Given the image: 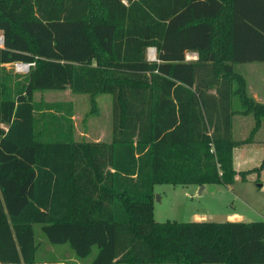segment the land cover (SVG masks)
Listing matches in <instances>:
<instances>
[{
  "label": "trees",
  "instance_id": "obj_1",
  "mask_svg": "<svg viewBox=\"0 0 264 264\" xmlns=\"http://www.w3.org/2000/svg\"><path fill=\"white\" fill-rule=\"evenodd\" d=\"M0 30V262L36 264L40 223L78 256L97 245L90 264L264 263V218L153 217L155 183L251 170L234 167L233 114L253 134L264 102L234 64L264 61V0H0ZM15 61L33 63L10 81ZM66 87L112 94L109 140L75 139L71 103L32 98Z\"/></svg>",
  "mask_w": 264,
  "mask_h": 264
},
{
  "label": "rangeland",
  "instance_id": "obj_2",
  "mask_svg": "<svg viewBox=\"0 0 264 264\" xmlns=\"http://www.w3.org/2000/svg\"><path fill=\"white\" fill-rule=\"evenodd\" d=\"M152 50L147 48V56L153 59ZM15 62L8 64L7 70L10 72L9 80L22 79L27 69L15 68ZM249 65H259V71H249ZM234 69L238 72H247V79L251 84H256L257 80L264 78V61H254L253 64L235 63ZM246 74V73H245ZM263 80V79H262ZM264 86V82H261ZM33 100L36 103L46 101H64L71 103V122L73 125V137L75 139L86 140H109L113 129L112 101L113 96L110 92H99L94 101H91L88 93L74 92L69 87L66 88H43L35 89ZM233 108L240 107L237 96L233 97ZM66 105V104H65ZM67 106V105H66ZM239 109V108H238ZM42 111V110H41ZM41 111L37 110L39 116ZM246 132H243L244 126L240 128L237 124L239 116L234 117L232 128L233 137L238 138L243 134L249 133L254 123L252 113L249 114ZM262 129H264V120H262ZM240 131L242 133H240ZM241 141V139H238ZM264 151H259L254 161L260 164ZM251 169L245 167L244 169ZM258 175V178H254ZM247 180L238 179L231 186L224 183H208L201 187V184L195 183H169L159 182L154 185L153 199V217L158 221L166 219L192 220L197 219L196 215L205 213L206 216L211 212H230L237 210L243 213L244 218L261 219L264 218V166L258 170H249ZM259 175L261 182L259 180ZM261 183V185L259 184ZM262 212V214L260 213ZM205 216V217H206ZM203 217V218H205ZM35 239L38 242L36 252L37 262L39 259L46 261L43 264H90L92 258L97 253V245H93L91 251L86 256H78L68 242L52 243L43 231L40 223H34ZM8 264V263H3ZM120 264H188V263H120ZM203 264H222L218 262H205ZM264 264V263H251Z\"/></svg>",
  "mask_w": 264,
  "mask_h": 264
},
{
  "label": "crops",
  "instance_id": "obj_3",
  "mask_svg": "<svg viewBox=\"0 0 264 264\" xmlns=\"http://www.w3.org/2000/svg\"><path fill=\"white\" fill-rule=\"evenodd\" d=\"M197 57H198L197 50H194V49L184 50V59L185 60H193V59H196ZM253 62L254 61H248V62H243V64H248V63L253 64ZM8 64H10V62L4 63L5 66H8ZM234 66H235V64H234ZM248 68L250 69L249 70L250 72L253 70H255V72L259 71V65H249ZM240 73L243 74L245 79H246V88H247L248 93L251 96H253L256 100L264 102V86L261 85L262 84L261 82L262 81L264 82V78L262 77L261 79L257 80L256 84H251L249 82V80L247 79L248 76L246 77L247 72L241 71ZM238 108H235V109H238ZM249 114L250 113H241L238 111L233 114V119H234V117L239 116V122H238L237 126L238 127L240 126V128H241V126L242 127L244 126V128L241 129V130H243V132H246L245 128H246V124L248 123V120H246V118H248V116H250ZM254 122H255V119H254ZM233 125H234V121H233ZM253 125H254V123H253ZM251 128H250V131H251ZM250 131L246 135L243 134L242 136H239L238 138L234 137L237 140L238 139L242 140V139H245V138L250 136L248 138V140H245L243 142L240 141L233 148V162H234V167L237 171L244 170V168L248 167V166L251 167V169L255 166H258V163H256L253 159H254V157L257 156V153L259 151H262V150L264 151V129H262V122H261L260 126L253 132V134H251ZM240 133H242V132L240 131ZM97 140H99V139H97ZM263 157H264V154H263ZM247 169H249V168H247ZM254 178L255 179L258 178V175L256 174V176ZM238 179H240L239 174L236 175V179L234 180V182H232L231 184H226V185L231 186ZM247 179L248 178L246 175L245 180H247ZM259 180L261 182L260 175H259ZM261 183H259V184L261 185ZM195 184H197V183H195ZM207 184L208 183L201 184V187L203 188V187L207 186ZM260 213L262 214V212H260ZM205 216H206L205 213H200V214L196 215L197 219H204L203 217H205ZM226 216H227V219H231V220H237V219L246 220L245 219L246 217L244 218L243 213L240 211H237V210H232L230 212L229 211L226 212ZM261 219H263V218H261ZM43 263H46V261H42V263H41V261H39L37 264H43ZM0 264H3V262H0ZM8 264H24V263L8 262ZM66 264H68V263H66ZM78 264H81V263L78 262Z\"/></svg>",
  "mask_w": 264,
  "mask_h": 264
},
{
  "label": "water",
  "instance_id": "obj_4",
  "mask_svg": "<svg viewBox=\"0 0 264 264\" xmlns=\"http://www.w3.org/2000/svg\"><path fill=\"white\" fill-rule=\"evenodd\" d=\"M155 57H153V59H155ZM206 220L208 221H216V222H223L227 220V216L226 213H222V212H211L208 213L207 216L205 217ZM248 220H251L250 218Z\"/></svg>",
  "mask_w": 264,
  "mask_h": 264
},
{
  "label": "built area",
  "instance_id": "obj_5",
  "mask_svg": "<svg viewBox=\"0 0 264 264\" xmlns=\"http://www.w3.org/2000/svg\"><path fill=\"white\" fill-rule=\"evenodd\" d=\"M2 43H3V34H2V31L0 30V45H2ZM150 47L154 48V46H149L148 48L150 49ZM152 57H155V53ZM31 63L33 62L15 61L14 64H15V68L19 70V69H27ZM23 64L25 65L24 68L22 67Z\"/></svg>",
  "mask_w": 264,
  "mask_h": 264
},
{
  "label": "bare ground",
  "instance_id": "obj_6",
  "mask_svg": "<svg viewBox=\"0 0 264 264\" xmlns=\"http://www.w3.org/2000/svg\"><path fill=\"white\" fill-rule=\"evenodd\" d=\"M152 52H153L152 55H154V53H155L154 50H152ZM24 66H25V65L23 64L22 67L24 68Z\"/></svg>",
  "mask_w": 264,
  "mask_h": 264
}]
</instances>
